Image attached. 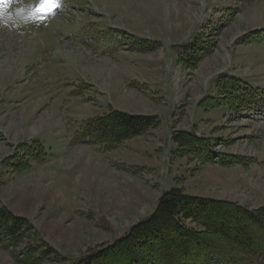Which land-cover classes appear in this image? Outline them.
Listing matches in <instances>:
<instances>
[{"label":"rangeland","instance_id":"374dc122","mask_svg":"<svg viewBox=\"0 0 264 264\" xmlns=\"http://www.w3.org/2000/svg\"><path fill=\"white\" fill-rule=\"evenodd\" d=\"M39 3L14 0L0 20V201L58 252L41 264H72L123 236L174 186L264 207V99L213 104L227 71L264 98V43L246 38L264 28V0H58L44 15L16 14ZM111 30L132 40L115 50L102 38ZM135 40L161 46L138 52ZM110 108L156 115L159 125L109 151L75 144L79 126ZM178 130L213 138L215 154L240 162L180 156L170 139ZM31 141L44 160L6 167ZM0 264L18 263L0 249Z\"/></svg>","mask_w":264,"mask_h":264},{"label":"trees","instance_id":"16d2710c","mask_svg":"<svg viewBox=\"0 0 264 264\" xmlns=\"http://www.w3.org/2000/svg\"><path fill=\"white\" fill-rule=\"evenodd\" d=\"M102 38L106 44L114 46L123 44L124 39L132 40L115 30L107 31ZM246 38H249L248 43H264L261 32ZM135 42L138 47L132 49L138 52L160 47L159 41ZM200 58V55L196 57L193 68ZM242 81L228 75L219 77L216 82L218 101L213 104L228 103L233 109L260 106L264 99L262 93ZM158 125L156 115L110 108L102 115L85 120L75 133L74 143L96 144L109 151ZM170 139L177 144L180 156L221 166L240 162L239 155L215 154L213 138L197 136L193 130L172 132ZM17 149L18 153L10 156L6 164V167L14 166L16 172L29 170L30 161L44 160L45 152L38 141L21 143ZM263 215L264 207L249 209L231 200L190 195L174 186L162 192L152 212L132 224L123 236L89 251L72 264H260L264 257ZM258 236L262 237V243L248 244L251 237L258 240ZM246 244L248 246L243 247ZM0 249L9 252L18 264H41L60 259L58 252L28 218L14 213L1 201Z\"/></svg>","mask_w":264,"mask_h":264},{"label":"snow or ice","instance_id":"6c2138e0","mask_svg":"<svg viewBox=\"0 0 264 264\" xmlns=\"http://www.w3.org/2000/svg\"><path fill=\"white\" fill-rule=\"evenodd\" d=\"M14 0H0V20L9 14V7ZM53 6H58V0H40V3L29 9H17V15H23L27 12L28 18L44 15L46 12H50Z\"/></svg>","mask_w":264,"mask_h":264}]
</instances>
